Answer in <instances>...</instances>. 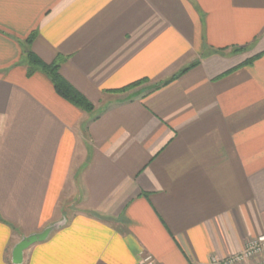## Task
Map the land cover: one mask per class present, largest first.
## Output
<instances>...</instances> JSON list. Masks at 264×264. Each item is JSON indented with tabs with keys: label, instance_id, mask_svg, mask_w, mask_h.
<instances>
[{
	"label": "crops",
	"instance_id": "0c3cea01",
	"mask_svg": "<svg viewBox=\"0 0 264 264\" xmlns=\"http://www.w3.org/2000/svg\"><path fill=\"white\" fill-rule=\"evenodd\" d=\"M63 217L21 264H210L264 234V0H0V264Z\"/></svg>",
	"mask_w": 264,
	"mask_h": 264
},
{
	"label": "trees",
	"instance_id": "16d2710c",
	"mask_svg": "<svg viewBox=\"0 0 264 264\" xmlns=\"http://www.w3.org/2000/svg\"><path fill=\"white\" fill-rule=\"evenodd\" d=\"M34 33L28 38L27 42H31L34 38ZM254 58V57H253ZM253 58L248 59L245 61L246 63H250ZM25 60H26V72L28 75L36 72L41 71L44 74H46L50 81L52 82V85L54 87L55 92L61 96L63 99L68 101L73 106L77 107L81 111H84L86 113L92 112L94 109L93 104L84 96L82 95L78 90H76L66 79L62 77V75L59 73V66L62 62V57H58L56 61L52 63H45L43 62L38 56H36L30 49H27L25 52ZM197 63V61L190 63L187 67L181 69L178 73H175L170 78L165 80L161 84H166L175 78H177L179 75L186 72L189 68L194 66ZM141 81H137L134 83H131L127 87H124L123 89H127L131 86L139 84ZM120 89V90H123Z\"/></svg>",
	"mask_w": 264,
	"mask_h": 264
},
{
	"label": "built area",
	"instance_id": "2783aa9c",
	"mask_svg": "<svg viewBox=\"0 0 264 264\" xmlns=\"http://www.w3.org/2000/svg\"><path fill=\"white\" fill-rule=\"evenodd\" d=\"M139 264H158L150 255ZM210 264H264V234L248 242L243 249L226 257H212Z\"/></svg>",
	"mask_w": 264,
	"mask_h": 264
},
{
	"label": "water",
	"instance_id": "95a60500",
	"mask_svg": "<svg viewBox=\"0 0 264 264\" xmlns=\"http://www.w3.org/2000/svg\"><path fill=\"white\" fill-rule=\"evenodd\" d=\"M66 218L63 217L60 221L52 223L51 225L46 226L39 232L31 233L28 235H23L21 239L15 243L11 250V263L12 264H21L23 262L24 251L27 250L30 246L35 243L44 241L49 234L65 224Z\"/></svg>",
	"mask_w": 264,
	"mask_h": 264
},
{
	"label": "rangeland",
	"instance_id": "374dc122",
	"mask_svg": "<svg viewBox=\"0 0 264 264\" xmlns=\"http://www.w3.org/2000/svg\"><path fill=\"white\" fill-rule=\"evenodd\" d=\"M142 82H140L139 84H137V85H134V86H131V87H129V88H127V89H123V90H121V91H124V90H126V91H131V90H133V89H135V88H137L140 84H141ZM93 111V110H92Z\"/></svg>",
	"mask_w": 264,
	"mask_h": 264
}]
</instances>
